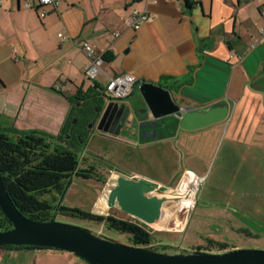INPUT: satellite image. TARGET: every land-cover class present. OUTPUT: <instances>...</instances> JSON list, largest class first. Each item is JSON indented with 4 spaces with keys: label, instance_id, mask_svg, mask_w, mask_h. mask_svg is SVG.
<instances>
[{
    "label": "crops",
    "instance_id": "crops-1",
    "mask_svg": "<svg viewBox=\"0 0 264 264\" xmlns=\"http://www.w3.org/2000/svg\"><path fill=\"white\" fill-rule=\"evenodd\" d=\"M57 1V8L41 6L38 0H3L0 7V66L19 67L11 63L22 58L16 55L14 60L17 46L29 57V75L36 78L44 62L42 70L53 74L54 95L63 102L58 122H53L57 131L68 119L73 126L69 129L83 131L87 123L73 109L80 102L75 96L103 92L100 84L82 80L88 58L81 44L87 42L97 53L114 54V61L103 67L108 77L136 78L132 95L122 104L145 111L139 87L149 83L188 111L181 119L162 116L161 121L175 120L171 132L161 128L157 140L145 128L120 139L98 135L100 141L115 143L121 151L138 149L145 163H169L205 152L210 159L220 147L216 161L221 154V163L228 164L229 192L240 201L264 195V0H189L190 7L183 0ZM28 2L36 7L27 9ZM135 10L147 16L138 31L126 22ZM24 75L20 69L18 80L11 83L18 88L20 104L36 87L50 90V83L41 85L43 78L29 83L22 81ZM63 79L61 86L58 81ZM0 82V92L10 87L1 77ZM89 129L93 137L95 129ZM188 171L200 180L206 174ZM237 206L249 210L243 203ZM0 264L87 263L53 249L0 248Z\"/></svg>",
    "mask_w": 264,
    "mask_h": 264
},
{
    "label": "rangeland",
    "instance_id": "rangeland-1",
    "mask_svg": "<svg viewBox=\"0 0 264 264\" xmlns=\"http://www.w3.org/2000/svg\"><path fill=\"white\" fill-rule=\"evenodd\" d=\"M17 47L18 49H14L16 52L13 50L14 60L17 59L16 55H20L22 58L18 62L12 61L11 63L19 65V67L12 69L9 64L0 66V77L10 86L0 92V123L3 126L0 132L17 133L22 136L32 132H40L57 141L62 129L60 132L57 131L53 122H58V113L61 112L60 104L63 103L58 96L54 95L57 82L52 83L53 74L49 69L47 71L42 70L43 61H40L41 72L36 75V78L33 73L29 75V70H31V67L28 68L29 57L23 56L22 48ZM20 69L25 72L22 81L32 83V81L44 80L41 85L48 86L50 83V90L36 87L25 103L20 104L18 88L11 84L18 80L17 75L20 74ZM45 74L47 76L43 77ZM82 80L86 84L96 82L103 89L107 85V81L102 76L91 80L84 75ZM58 82L59 85L63 86L64 79ZM44 129L48 131H43ZM94 133L93 138H88L85 143L83 141L81 144L78 142L70 143L69 140L63 143V147L75 152L78 156L79 169L90 170L95 168V172L91 174L93 177L84 178L75 175L63 191L62 197L58 191L52 190L50 193L41 196L40 199L49 200L55 208L60 203L69 209H79L103 216L115 214V216L123 218L122 215L127 216V214L117 213V210L109 209L102 203L105 192L115 181L110 171L117 170L125 174L149 175L155 172L154 170H161L162 167L165 176L162 179L159 178L161 181L156 185L163 186H161L163 189L158 192L159 195L170 197L172 200L167 205L166 211L164 210L165 223L168 228L159 231L153 226L145 224L150 229L154 242L159 245L156 250L157 253L181 255L198 249L205 250L206 254L209 255H220L239 250L264 251V195L259 198L254 197V199L240 201L239 196L236 197L235 194L229 192L232 187H230V178L225 174V168H228L226 166L228 164L221 163L219 160L221 154L216 161L220 147L210 159H206L209 154L205 152L203 155L194 153L192 157L184 156L181 159H170L169 163H151V160L147 161L149 163H145L146 159L138 149L121 151L115 143L107 140L100 141L97 138L98 130L95 129ZM157 164L158 167L154 169ZM188 170H192L200 176L205 172L206 174L204 179H201L195 194L193 208L190 212L184 211L185 213L181 215L180 212L182 211L178 205L180 198H177L176 190L177 187L183 185V183L180 184L179 176ZM190 194L192 195L189 193L185 199L191 198ZM237 203H243L245 207L248 206L249 210L245 208L246 211H243L237 206ZM103 207L108 209L107 214L103 213ZM257 210H260L261 213ZM172 215L175 216L172 218ZM55 222L90 230L98 236L114 242L126 244L128 241L127 235L109 229L106 223H96L65 215L56 216ZM215 242L225 249L214 246Z\"/></svg>",
    "mask_w": 264,
    "mask_h": 264
},
{
    "label": "water",
    "instance_id": "water-1",
    "mask_svg": "<svg viewBox=\"0 0 264 264\" xmlns=\"http://www.w3.org/2000/svg\"><path fill=\"white\" fill-rule=\"evenodd\" d=\"M147 104L146 120L142 121L131 105L110 101L101 96L106 107L98 125V131L119 136V131L131 128L140 132L144 128L158 126L162 116L183 118V110L162 88L143 83L139 87ZM103 104V105H104ZM108 125L104 127L105 122ZM109 126L111 130L109 131ZM117 128V129H116ZM156 132V131H154ZM151 132L147 131L149 135ZM114 184L105 192L104 200L109 209H114L153 226L172 202L167 196L157 193L150 183L122 175L114 177ZM0 208L13 228L0 232V248L37 247L72 253L87 264H264V251L239 250L209 255L190 253L163 255L153 249H143L114 242L94 232L70 225L38 222L26 217L13 203L0 173Z\"/></svg>",
    "mask_w": 264,
    "mask_h": 264
},
{
    "label": "trees",
    "instance_id": "trees-1",
    "mask_svg": "<svg viewBox=\"0 0 264 264\" xmlns=\"http://www.w3.org/2000/svg\"><path fill=\"white\" fill-rule=\"evenodd\" d=\"M183 1L188 7L191 6L189 0ZM114 58L115 56L111 52L104 54L105 63L113 62ZM92 92L93 90L89 93ZM78 96L79 93L75 98ZM71 124L72 121L68 119L65 126L62 127L57 141L40 132H32L26 136L0 132V173L13 203L26 217L38 222H52L55 221L56 216L65 215L96 223H106L109 229L128 236L127 245L143 249L151 248L157 252L159 245L154 242L150 229L143 222L129 215H127L128 217L122 215L123 218L115 216V214L103 216L79 209H69L60 203L55 208L49 200L40 199L41 196L52 190L58 191L62 197L63 191L75 175L90 178L83 175L84 171L79 172V158L76 153L63 147V143L68 140L70 143L78 142L75 137L77 132L83 135L84 143L85 140L87 141L84 131L79 128L69 129V126L73 127ZM2 129L3 126L0 123V131ZM117 213L122 214L123 212L117 211ZM12 228L13 225L0 208V232H7ZM214 246L225 249L216 242ZM21 248L42 249L37 247ZM190 253L206 254V251L198 249Z\"/></svg>",
    "mask_w": 264,
    "mask_h": 264
},
{
    "label": "flooded vegetation",
    "instance_id": "flooded-vegetation-1",
    "mask_svg": "<svg viewBox=\"0 0 264 264\" xmlns=\"http://www.w3.org/2000/svg\"><path fill=\"white\" fill-rule=\"evenodd\" d=\"M101 96H105L104 92H101V93H97V92L96 93H94V92L89 93L88 92L84 96L76 97V99L80 100V102H77L76 105H75V108H73V109L76 110V114H77L78 118L80 117L84 123H87V124H82L83 126H85V128L83 129V131H84L83 133H84V136L86 137V139L92 137L91 136L92 133H91L89 128L92 127L94 129L98 130V125H99L100 120L102 118L103 110L106 107L105 106L106 103L104 104L103 100L101 99ZM113 102L117 103L116 101H113ZM122 103H123V101H122ZM134 111H135L137 116L142 121L145 120L143 118V113L145 112L143 107H141V108L138 107L137 109H134ZM174 120H175L174 118L169 119V120H163V121L160 122V124L158 126L153 125L152 128H148L147 127L148 129H151V130H148V131L151 132L148 136L152 137L153 140L159 139L161 134H162L161 128H163V129L165 128L166 131L169 130L168 133H170L171 132L170 130L172 129L171 124L174 122ZM107 125H108V123L106 121L105 124H104V127H106ZM110 130H111V126H109V131ZM133 131H136V130H133L132 128L129 131H127V130L126 131L125 130L121 131L120 130L119 131V133H120L119 136L115 135L117 130H114L113 134L104 133V132L99 131V135L100 136L101 135L102 136H107V137H110L112 139H120V137H123L126 134H128L131 137L133 135ZM154 131H156V132H154ZM75 137H76V140L78 141V143L81 144L83 135L81 133L77 132L75 134ZM158 164L154 167V169H156L158 167ZM160 169L161 170H154L155 172H153L152 174H149V175L141 174V173L125 174V173H122V172L117 171V170L110 171V174L113 177H117V175H122V176H125L127 178L139 179L141 181H145L147 183H150V184H152L153 186H155L157 188L158 186L156 185V183H159L161 181V180H159V178L162 179L165 176V173L162 171V167ZM82 171H84L83 175H87L90 178H92L93 175H91V174H93L95 172V168H91L90 170H81V169H79V172H82ZM185 172L181 176H179V180L180 181L182 180L183 176L189 171H187L186 173ZM159 191L160 190L157 189V193ZM170 203H168V204H170Z\"/></svg>",
    "mask_w": 264,
    "mask_h": 264
},
{
    "label": "built area",
    "instance_id": "built-area-1",
    "mask_svg": "<svg viewBox=\"0 0 264 264\" xmlns=\"http://www.w3.org/2000/svg\"><path fill=\"white\" fill-rule=\"evenodd\" d=\"M39 5L41 6H52L57 8L58 7V1L57 0H38ZM3 0H0V6H2ZM25 7L27 9H34L36 5L31 4L30 2L26 3ZM46 12H44L45 14ZM147 20V16L144 15L143 13H140L139 11H133L131 16L127 19V24L130 26H133L135 30H140L142 27L143 21ZM261 33L264 35V27L261 28ZM117 37L119 36L118 33L115 34ZM81 47L85 54L87 55L88 62L84 67V74L88 79L95 80L99 76H105L107 78V85L106 88L103 90L105 96L110 100V101H116V102H122L127 100L133 93L134 86L136 83V78L132 74H123L121 76L115 77V78H110L108 77L105 72H104V54L106 52H100L97 53L92 45H90L87 42H84L81 44ZM16 52V50H14ZM192 175H194L191 172H187L182 180L180 181L182 184L184 179L187 177L192 178ZM198 179V187L201 182V180L196 176ZM181 185L177 187L176 192L179 193ZM158 190H162L163 188L161 186L157 187ZM197 192V191H196ZM196 194V193H195ZM180 206V205H179ZM194 206V205H193ZM185 209L182 208L180 209L181 211H187L190 212L191 209L193 208Z\"/></svg>",
    "mask_w": 264,
    "mask_h": 264
},
{
    "label": "bare ground",
    "instance_id": "bare-ground-1",
    "mask_svg": "<svg viewBox=\"0 0 264 264\" xmlns=\"http://www.w3.org/2000/svg\"><path fill=\"white\" fill-rule=\"evenodd\" d=\"M198 182L199 181H198V179L196 178L195 175H192V178L191 177H189L188 179H187V177L185 178L182 187H180V189H179L178 195H176L177 198H180V201L178 202V205H180V209H182V208L188 209V208H191V206L194 205L195 193L197 191ZM189 193H192V195L190 194L191 198H188V200H187V199H185V197ZM169 199H171V198L169 197ZM172 216L174 217L175 215H172ZM164 217L165 216H164V211H163L161 219L157 223H155L153 225V227L155 229L160 231V230H163L164 228H168V225L165 223V218Z\"/></svg>",
    "mask_w": 264,
    "mask_h": 264
}]
</instances>
